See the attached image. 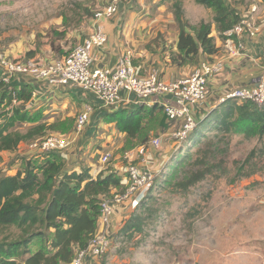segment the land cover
I'll return each mask as SVG.
<instances>
[{
	"label": "rangeland",
	"instance_id": "obj_1",
	"mask_svg": "<svg viewBox=\"0 0 264 264\" xmlns=\"http://www.w3.org/2000/svg\"><path fill=\"white\" fill-rule=\"evenodd\" d=\"M108 1L0 0V51L9 57L35 58L42 62L65 56L89 35L95 13ZM133 2L131 9L146 6L150 17L157 16L161 24L178 29L174 0ZM225 2L230 8H236L245 0ZM181 3L184 19L190 24L211 22L212 35L217 41L219 34L214 20L217 9L205 7L195 0H181ZM159 9L161 13L154 15ZM28 53L32 56L28 57ZM159 111L162 112L161 109ZM164 114L159 117L154 112L151 115L162 121ZM29 127L24 124L19 130L25 133ZM75 129L59 126V129L36 132L15 152L2 155L0 174L14 172L17 167L23 168L24 158L41 159L43 154L30 147L33 142L50 134L73 138ZM200 138L197 143L198 139L188 141L169 160L165 158L161 161L162 169L157 173L155 184L143 198L147 207L152 209L146 213L149 217L144 231L129 239L118 237L116 233L108 253L101 258L102 264H264V168L251 177L234 179L235 162L244 160L252 149L264 146V137L224 134L210 126ZM133 147L126 144L122 150L112 152L110 162L103 165L104 170L115 172L112 170L118 161L125 168L130 163H137L129 162L123 156L117 160ZM217 147L222 149L216 151ZM208 152L209 156L214 154L217 160H223L228 173L222 174L215 169L213 174L186 190L177 187L188 171L198 168L193 164L194 160ZM146 162L145 165L151 168V155H146ZM114 190L110 199L116 193H123L125 187L119 185ZM128 204L126 206L131 211L119 229L138 206ZM34 230L29 226H0V243L22 240ZM46 244L43 238L36 237L31 248L34 250Z\"/></svg>",
	"mask_w": 264,
	"mask_h": 264
},
{
	"label": "trees",
	"instance_id": "obj_2",
	"mask_svg": "<svg viewBox=\"0 0 264 264\" xmlns=\"http://www.w3.org/2000/svg\"><path fill=\"white\" fill-rule=\"evenodd\" d=\"M195 1L205 7L217 9L214 20L218 37L222 40L227 38L226 32L242 18L240 12L236 8H230L225 0ZM174 9L179 29L177 58L181 63L187 60L195 62L202 53L208 56L216 54L219 47L212 35V23L201 21L199 24H190L184 19L181 0H174ZM31 56L32 53H28V57ZM30 97V89L23 85H8L3 90L0 100V159L2 152L16 151L21 143L40 130L59 129V126L69 129L72 124L68 120L48 125L41 123L29 127L23 133L19 128L36 122L40 116L23 111L14 104V100L23 102ZM158 108H161L159 104L120 108L107 113L104 119L115 123L120 132L126 133V144L135 147L134 139L141 143L147 141L148 128L145 126L148 120L155 119L151 114ZM210 126L224 134H241L247 138L262 139L264 105L234 99L220 103L206 118L197 122L186 143L198 139L197 143ZM221 149L217 147L215 150ZM209 154L210 152L204 153L194 160L193 164L198 168L188 171L179 180L177 187L186 190L207 175L213 174L215 169L222 174L228 173L223 160H217L214 154ZM40 157L41 159L24 158L23 168L15 174H0V226H29L35 229L22 240L9 244L0 243V264H69L76 249L86 247L95 234L101 219L102 203L111 197L115 188L121 186L122 176L116 172H100L94 177L89 168H82L81 171L66 170L65 159L59 152H49ZM263 168L264 146L256 147L244 160L235 162L234 179L251 177ZM151 210L145 199L141 200L116 235L129 239L136 233H142L149 217L146 213ZM36 237L43 238L46 246L33 250L31 244Z\"/></svg>",
	"mask_w": 264,
	"mask_h": 264
},
{
	"label": "crops",
	"instance_id": "obj_3",
	"mask_svg": "<svg viewBox=\"0 0 264 264\" xmlns=\"http://www.w3.org/2000/svg\"><path fill=\"white\" fill-rule=\"evenodd\" d=\"M145 2L146 0H138L140 4ZM133 4V0L122 2L115 15L99 21L107 34L108 40L103 46L92 50V65L94 68L116 67L119 58L126 49L133 50V64L138 75L145 77L156 71L166 81L192 74L208 58L211 61L218 62V64L220 63L221 70L209 79L207 99L192 109L197 122L206 118L220 104V98L225 94L238 88L253 87L259 81L264 80V0H245V2L237 4L236 10L240 12L241 17L253 16L260 25V31L255 37L242 36L246 43V49L242 54H232L227 47V38L222 40L218 37L216 42L219 50L216 54L208 56L202 53L197 56L195 62L187 60L184 63H181V60L177 58L179 53L177 49L179 30L176 27L168 28L166 24H161L157 16L150 17V14L146 13V6L138 10L131 9ZM254 8H256L255 11H253ZM160 9L156 10L154 15H159L161 13ZM95 26V22H93L90 33ZM10 58L17 59L15 56ZM11 85L16 87L23 85L31 91L29 100L15 104L33 116L39 114L40 118L36 122L27 123L30 127L41 123L48 125L68 120L72 121L70 128L75 129L77 116L86 108H91L88 123L83 130L79 133L75 132L73 138L69 137L72 139L69 150L59 152L65 159L66 170L81 171L82 168H89L90 173L95 177L104 170V164L101 162L102 156L106 152L122 150V147L126 144V133L120 132L115 123L107 122L104 118L107 113L120 108L131 109L138 106L135 103L134 95L122 91L124 101L121 105L102 107L92 92L83 91L75 86L51 87L46 81L31 77L13 78ZM158 102L161 108L156 109L155 114L160 117L163 116L164 112L162 102L160 100ZM146 105L151 107L155 104L148 102ZM180 124V121L169 120L166 115L162 121L148 120L145 126L148 128V132H146L148 134L147 141L141 143L138 139H134L133 144L135 147L120 155L117 160L123 156L129 162L136 161L137 164L145 165L147 164L146 155H151L153 159L152 167L146 166L155 172L160 171L162 169L161 161L165 158L169 160L178 149V145L167 138L166 134L178 128ZM156 136H163L161 146L158 148L150 144L151 139ZM22 145L23 143L18 148ZM141 145H146L144 155L139 154ZM4 153L12 152L4 151L2 155ZM19 169L17 167L14 172L9 171L8 174H15ZM112 171L122 176L121 187H126L128 181L125 175L126 168L121 161L115 163ZM103 172L107 173L109 170ZM115 191L113 190V193ZM128 203L131 202L122 205L112 202L113 214L110 224L107 227L99 224L95 234L107 231L112 236L111 238H114L124 218L131 211L126 206L129 205ZM102 263L101 258L93 255H89L85 260V264Z\"/></svg>",
	"mask_w": 264,
	"mask_h": 264
},
{
	"label": "built area",
	"instance_id": "obj_4",
	"mask_svg": "<svg viewBox=\"0 0 264 264\" xmlns=\"http://www.w3.org/2000/svg\"><path fill=\"white\" fill-rule=\"evenodd\" d=\"M127 0H110L94 15L95 27L91 33L80 42L71 53L58 57L49 62H42L35 58L12 59L0 51V100L4 88L11 85L13 78L42 79L51 87L75 86L83 91L92 92L102 107H116L124 101L122 91L134 95L135 103L159 104L167 118L171 121H180V126L166 134L180 149L188 140L197 126V120L193 114V107L204 102L209 95V79L221 70L218 62L206 60L190 75L166 81L156 71L148 76L138 75L133 64V50L126 49L119 58L114 68H94L92 50L106 44L108 37L99 21L115 15L122 2ZM256 8L253 9L255 11ZM260 31V25L253 16H245L226 32L227 47L232 54H242L246 49L242 36L253 38ZM229 99L242 102L250 100L259 106L264 105V80L255 86L235 89L220 98L219 103ZM19 103L18 99L14 104ZM91 108H86L77 116L76 132L83 130L89 120ZM163 136L151 139L150 144L156 148L161 146ZM72 140L66 135L50 134L30 147L41 154L49 152L67 151ZM146 145L139 147V154L144 155ZM112 157V152H106L101 162L107 165ZM144 162V159L142 158ZM157 173L146 165L130 163L126 168L127 186L123 193H116L110 199L102 203V213L99 224L108 226L113 214L111 203L122 204L131 202L137 206L139 202L152 190ZM98 224V225H99ZM112 238L107 231L94 234L84 248H78L69 264H85L89 255L102 258L108 253Z\"/></svg>",
	"mask_w": 264,
	"mask_h": 264
}]
</instances>
